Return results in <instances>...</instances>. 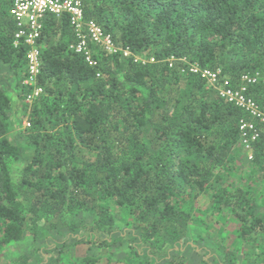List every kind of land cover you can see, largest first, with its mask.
Segmentation results:
<instances>
[{
	"label": "trees",
	"instance_id": "1",
	"mask_svg": "<svg viewBox=\"0 0 264 264\" xmlns=\"http://www.w3.org/2000/svg\"><path fill=\"white\" fill-rule=\"evenodd\" d=\"M12 3L0 0V248L32 237L49 247L35 254L50 255L47 264L72 243L76 254L87 248L77 264H124L113 257L124 250L127 264H184L193 210L204 201L217 252L200 235L201 263L264 264L254 188L264 185V142L248 161L239 133L248 115L201 76L171 67L174 59L220 70L234 87L263 72L264 0H84L86 19L131 52L95 45V66L72 50L68 18L47 16L38 42L43 93L30 107L28 47L14 46ZM140 56L148 62H135ZM249 95L264 104V83ZM19 114L30 127L19 131Z\"/></svg>",
	"mask_w": 264,
	"mask_h": 264
},
{
	"label": "built area",
	"instance_id": "2",
	"mask_svg": "<svg viewBox=\"0 0 264 264\" xmlns=\"http://www.w3.org/2000/svg\"><path fill=\"white\" fill-rule=\"evenodd\" d=\"M12 2L11 15L17 25L14 46L28 47L26 54L28 76L23 83L30 90L25 98V103L29 107L43 93L38 85L41 72V52L38 42L47 16L68 18L77 40L71 48L90 66L97 64L93 56L95 45L100 46L110 55L123 53L124 57L131 56L130 50H120L99 25L86 19L84 0H12ZM149 61L154 62V59ZM174 61V59L171 60V67ZM135 62L145 64L148 59L141 56L135 57ZM188 70L192 74L201 76L211 88L217 91L222 100L248 115L247 119L244 118L239 123L240 145L247 159L252 161L256 144L259 141L264 142V104H259L250 97L249 90L251 86L264 83V71L243 75L238 81V86L234 87L228 79L222 81L220 70L204 69L195 64H189L183 72ZM28 127L30 123L26 116L23 128Z\"/></svg>",
	"mask_w": 264,
	"mask_h": 264
},
{
	"label": "rangeland",
	"instance_id": "3",
	"mask_svg": "<svg viewBox=\"0 0 264 264\" xmlns=\"http://www.w3.org/2000/svg\"><path fill=\"white\" fill-rule=\"evenodd\" d=\"M141 57H143L144 59H147L144 56H141ZM182 64H184V65H182ZM174 65L181 66L182 72H183V70H186V67H189V64L185 63V61L175 60ZM25 119H26V116L24 114H19V120L20 121L22 120L24 122ZM22 129H24L23 123H21V125L19 127V131ZM242 151H243V149H242ZM243 153H244L243 156L247 159L244 151H243ZM20 163H21V161H16L13 164L14 165V176L16 178L19 177L20 171L22 169V165ZM252 180H253V178L251 177L250 180L248 181V183H252L253 182ZM254 188H255V195L258 197L259 206H260L262 212L264 213V185L261 182L254 183ZM208 205L209 204H207V202L197 201L196 206L193 210L194 215H195V219L192 220L193 227H192V238L190 240V243L194 249H191L188 247V245H186V247L184 248L185 249V255H186L184 264H202L204 262V259L208 258L206 255H204L202 253L203 249L200 248L202 246H200L199 249L197 248V246L200 244L199 243V236L200 235L204 236L205 243H206L205 245L210 246L209 248L211 250V253L217 252L216 247L213 245L212 242H210L212 240L211 239L212 235L211 234L206 235V232H208V230H207V227L204 226V224L202 223V218H204L207 214L209 215V211L207 210ZM185 207L189 208V204L186 203ZM218 220L223 223V219L218 218ZM219 226L220 225H217L216 227H219ZM227 226H228V229L230 231L233 230V226L229 222H228ZM225 228H227V227H225ZM210 232H211V230H210ZM218 233L221 235L223 233V228H221ZM41 247H42V249L49 248L46 245L45 246L44 245L39 246V244L36 243V241H34L32 237H29L26 240H24L23 242L10 244L8 247L5 246L4 248H0V264H16L15 260L19 256H22L24 254H32L33 255L32 260L29 262L30 264L31 263L32 264H35V263L47 264L48 259L50 258V255L45 254L43 257L44 260L42 259V261H40L41 258L39 257V255L38 256L35 255L36 251L39 250V248L41 249ZM86 252H87V248L81 247V248H79V251L76 254V246L72 243L71 246L68 247L67 252L64 255H62V258H60L61 260L55 261L53 264H77V262L79 261L77 259H80L81 257L85 256ZM96 252H97V249H93L91 252H88V253L90 255H95ZM128 252H129V250H124V252L115 254V256H113V257L117 260L123 261L124 264H127L125 254ZM13 259H14V261H13ZM106 261H107L106 258H104L103 262H106Z\"/></svg>",
	"mask_w": 264,
	"mask_h": 264
}]
</instances>
